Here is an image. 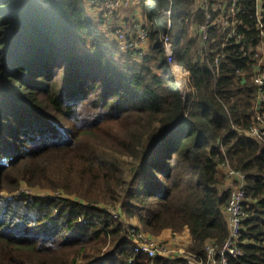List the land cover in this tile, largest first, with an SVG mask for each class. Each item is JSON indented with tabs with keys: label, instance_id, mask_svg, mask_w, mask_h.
Here are the masks:
<instances>
[{
	"label": "trees",
	"instance_id": "16d2710c",
	"mask_svg": "<svg viewBox=\"0 0 264 264\" xmlns=\"http://www.w3.org/2000/svg\"><path fill=\"white\" fill-rule=\"evenodd\" d=\"M150 1L151 56L138 62L85 0H0V264H188L136 254L132 226L151 236L188 228V252L206 259V244L229 236L226 160L246 175L248 213L228 264H264V140L244 134L257 121L245 53L260 41L255 0H239L240 44L231 28L210 29L219 67L192 34L205 11L172 0L186 100L160 41L158 10L170 0ZM25 184L65 197L17 195Z\"/></svg>",
	"mask_w": 264,
	"mask_h": 264
},
{
	"label": "built area",
	"instance_id": "2783aa9c",
	"mask_svg": "<svg viewBox=\"0 0 264 264\" xmlns=\"http://www.w3.org/2000/svg\"><path fill=\"white\" fill-rule=\"evenodd\" d=\"M147 2L148 0H144V2L142 0H85V3L90 8L101 7L104 10L99 18H105L110 24L114 23L111 31L120 50L123 53L137 57L140 62L151 56V34L153 28L143 13L144 4H150ZM169 4L168 7L158 10V14L164 16L167 20L166 27L161 31L160 41L177 82L181 83V77H178L180 74L185 75L183 78L186 81L185 95L187 91H190L188 87L190 73L184 66L179 64L175 56L173 40L174 3L170 0ZM255 5L258 28L260 29V41L256 47H250L245 50V53L246 55H252V60L255 62L253 79L259 90L256 101L257 121L244 134L255 140L262 141L264 140V110L258 111L260 110L259 105H264V0H255ZM194 10L205 11L206 16L203 24L195 23V29L200 37V51L204 54L208 65L213 67L215 63L219 67L220 55L215 58L214 63L209 57L213 52L210 46V29L216 24H219L222 30L231 28L228 37H236L238 44H240L243 37H237L235 30L238 24L237 17L242 11L239 0H194ZM138 11L142 14L141 17L136 14ZM214 13H218L216 19L214 18ZM120 17L124 18L122 23L119 21ZM155 22L156 24L158 23L157 20ZM100 23L103 24L102 26L106 25L104 21ZM220 174L225 177L223 188L229 197L225 206V213L229 223V236L223 245H219L216 241H210L205 247L206 259H201V257H197L188 252V249H185L191 243L182 239V235L185 233L190 235L188 228L182 233L168 235V237L164 238L162 236L148 235L136 226H132L130 229L133 241L130 246L131 249L136 254L147 256L150 259L164 256L174 260L182 259L188 264H228V255H240L241 231L244 222L248 218L245 208L246 175L234 169L228 160L221 164ZM48 197L58 200L63 197V193L62 191L50 193Z\"/></svg>",
	"mask_w": 264,
	"mask_h": 264
},
{
	"label": "rangeland",
	"instance_id": "374dc122",
	"mask_svg": "<svg viewBox=\"0 0 264 264\" xmlns=\"http://www.w3.org/2000/svg\"><path fill=\"white\" fill-rule=\"evenodd\" d=\"M143 2H144V0H142ZM147 3H151V1L150 0H148V2ZM145 6H147V4H144V6L143 7H145ZM193 7H194V0H193ZM102 21H104L105 22V26H102L103 24L102 23H100V22H102ZM157 25L158 26H160L161 27V22L159 21V20H157ZM96 23H98V25H100V26H102L104 29H105V31H106V33L112 38V39H114V36H113V32L111 31V30H113V27H114V23H109L107 20H105V18H98L97 19V22ZM197 33V30L195 29V22H194V26H192V34H194L195 35V32ZM198 34V33H197ZM115 40V39H114ZM199 46H200V43H199ZM134 57V59L136 60V61H140V60H138V58L137 57H135V56H133ZM182 77H181V80H180V82L181 83H178V85H179V87H180V90L182 91V94H183V97L185 98L187 95H188V93H189V91H187V94L185 93V95H184V90H185V86H186V81L183 79L184 77H185V75H181ZM188 87H189V89L191 90V87H190V74H189V80H188ZM186 90H188V88H186ZM259 111L258 112H261V111H263L264 110V106L262 107V105L260 106L259 105ZM38 188V189H37ZM37 188H35V187H29V186H27L26 184L21 188V191H20V193L19 194H17V195H22V194H26V195H35V196H41V197H46V196H48L50 193H54V192H52V191H50V190H47V189H43V188H39V187H37ZM58 191H56V193H57ZM63 197H65V195L63 194ZM108 209L114 214V215H118L119 213L115 210V208H113L112 206L111 207H108ZM170 235H173V234H170ZM165 245H166V243H164ZM163 245V244H162ZM188 247H189V245H188ZM188 247L187 248H185V249H188Z\"/></svg>",
	"mask_w": 264,
	"mask_h": 264
},
{
	"label": "crops",
	"instance_id": "0c3cea01",
	"mask_svg": "<svg viewBox=\"0 0 264 264\" xmlns=\"http://www.w3.org/2000/svg\"><path fill=\"white\" fill-rule=\"evenodd\" d=\"M86 8H87V10H88V12H89V14H90V16L91 17H93V19L95 20V22H97V19L103 14V9L101 8V7H94V8H90L87 4H86ZM136 14L138 15V16H142V14L141 13H139V11L138 12H136ZM136 14H134V15H136ZM120 20V22L122 23L123 22V20H124V18L123 17H120L119 18ZM140 62V61H139ZM162 237H164V238H166V237H168V236H162ZM182 239H183V241H186V242H192V236H191V234L189 235V233H185L184 235H182Z\"/></svg>",
	"mask_w": 264,
	"mask_h": 264
},
{
	"label": "bare ground",
	"instance_id": "6f19581e",
	"mask_svg": "<svg viewBox=\"0 0 264 264\" xmlns=\"http://www.w3.org/2000/svg\"><path fill=\"white\" fill-rule=\"evenodd\" d=\"M178 77H182L181 74Z\"/></svg>",
	"mask_w": 264,
	"mask_h": 264
},
{
	"label": "water",
	"instance_id": "95a60500",
	"mask_svg": "<svg viewBox=\"0 0 264 264\" xmlns=\"http://www.w3.org/2000/svg\"><path fill=\"white\" fill-rule=\"evenodd\" d=\"M187 96L185 97V100H186Z\"/></svg>",
	"mask_w": 264,
	"mask_h": 264
}]
</instances>
